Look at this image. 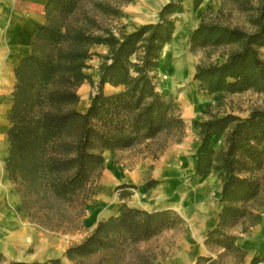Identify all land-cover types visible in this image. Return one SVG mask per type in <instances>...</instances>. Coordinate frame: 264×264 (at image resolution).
Instances as JSON below:
<instances>
[{
	"label": "trees",
	"instance_id": "trees-1",
	"mask_svg": "<svg viewBox=\"0 0 264 264\" xmlns=\"http://www.w3.org/2000/svg\"><path fill=\"white\" fill-rule=\"evenodd\" d=\"M132 1L49 0L46 24L37 31L31 54L15 69L7 179L30 220L51 231H76L73 227L86 217L96 196L108 155L115 158L133 153L157 160L186 137L180 103L159 91L156 84L162 51L176 31L174 17L186 12L183 1L170 0L160 11L158 22L133 33L116 34L101 23L99 18L122 15L119 5ZM204 1L193 0L194 10ZM87 5L83 21H74ZM254 24L256 30L247 32L202 21L191 36L192 49L235 50L221 64L197 66L195 81L200 90L209 94H264L260 53L264 49V0ZM94 46H105L107 54L92 53ZM94 56L102 59L97 85L87 73ZM86 83L96 91L82 112L78 110L79 90ZM106 86L120 90L107 94ZM199 137L196 175L219 172L228 179L222 188L218 225L205 242L210 252H223L217 258L199 257L196 264H222L228 257L241 264L246 252L230 231L248 217L252 219L250 227L257 222L258 215L249 205L258 199L263 187L258 174L264 168V109L253 111L248 118L211 116L200 123ZM215 138L223 140L220 148L212 146ZM156 184L148 183L147 189ZM120 196L126 200L132 193ZM185 223L174 210L148 211L124 202L117 215L99 222L81 243L70 246L64 257L77 264H120L132 253L133 264H154L139 245ZM251 264H264V257H255Z\"/></svg>",
	"mask_w": 264,
	"mask_h": 264
},
{
	"label": "rangeland",
	"instance_id": "rangeland-1",
	"mask_svg": "<svg viewBox=\"0 0 264 264\" xmlns=\"http://www.w3.org/2000/svg\"><path fill=\"white\" fill-rule=\"evenodd\" d=\"M167 1L169 0H164L165 3ZM181 1L183 3L188 2V0ZM156 2L157 0H134L131 3H122L119 5L122 15L99 19L102 24L113 28L116 34L127 33L135 26L134 20L139 13L138 9L141 4L144 5L145 11L150 12L152 19H155L154 14L162 6V3L156 5ZM145 3L150 5H145ZM202 5H206L207 8L197 28L202 21H206L211 24L254 32L256 30L254 22L260 14L263 0L239 2L233 0H205ZM88 8L89 5L83 7L75 16L74 21L82 22L84 12ZM192 11L195 12L193 6L190 12ZM191 36L188 45L181 50L178 56L182 57L190 71L180 80L179 84L175 88L170 86L169 76L160 68L156 73L158 89L176 97L183 109L187 125L186 138L183 142L170 146L158 161L153 162L149 159L138 163L134 167L133 162L136 160L133 153L122 154L115 158L108 155L103 175L97 184V196L90 201L91 207L86 217L80 219L79 223L73 227V230H76L73 233L51 231L32 222L26 210L22 207L20 196L8 181L7 172L5 171L4 183L0 186V264H10L12 261L25 263L47 262L57 258H61L63 264H77L64 257L66 250L74 244L81 243L97 226L100 219L111 214H118L119 208L124 202L132 208L149 210L169 208L180 214L186 222L176 229L166 230L161 235L139 245V250L149 253L154 259V264H196L199 256L208 257L212 254L217 258L218 254L223 252H210L205 242L208 233L218 225L223 208L221 202L222 188L228 176L219 172H213L203 177L196 175L197 163L195 164L194 154L196 152L197 156V150L201 145L199 137L200 123L208 120L211 116L223 117L228 114L248 118L253 111L264 109V94L255 91L236 94H209L200 90L198 82L195 81L197 66L221 64L227 60L229 53L235 50V47L194 50L191 45ZM103 51V48L98 46L91 49L92 53L101 55L108 52L104 53ZM260 53L264 59V49H261ZM101 63L102 59L98 56H94L89 62L87 73L91 75L95 85L99 82L96 79ZM95 91L96 89H93L88 83L80 88L79 94L84 97L81 100V108L84 107L87 100H90ZM117 91L111 86L105 88L107 94ZM198 100H202L206 105L199 110L192 111L194 108L192 102ZM186 143L189 144L192 151L186 150ZM222 145L223 140L219 138H215L212 142V146L216 149ZM196 158L198 159V157ZM108 171H112L116 175L119 172L130 173L132 176L138 175L137 180L130 183L136 188L121 189L120 187L125 184L121 180L108 183L106 181V172ZM258 177H260L263 184L262 191L258 199L251 203L249 207L261 219H264V168L258 174ZM195 180L208 184L210 196L203 203L194 207L192 205L188 206V201L185 199L176 198L175 186L179 185L183 189L186 184H190ZM152 181H156L157 184L154 188L148 190L147 185ZM126 191L132 193V196L122 200L120 194ZM165 197L168 198L163 200L162 198ZM175 201H178V203L185 202L187 205L177 206L174 204ZM251 223L252 219L248 217L237 228L230 231L232 236L237 237V245H240L241 238L238 235V229H244ZM200 246L203 248L199 249ZM132 255V253L128 255L120 264H133L134 256ZM91 261L87 263H91ZM234 263V259L229 257L222 261V264Z\"/></svg>",
	"mask_w": 264,
	"mask_h": 264
},
{
	"label": "crops",
	"instance_id": "crops-1",
	"mask_svg": "<svg viewBox=\"0 0 264 264\" xmlns=\"http://www.w3.org/2000/svg\"><path fill=\"white\" fill-rule=\"evenodd\" d=\"M48 2L49 0H0V186L4 183L6 171L4 168L5 160L9 155L10 148L8 142V130L11 126L13 92L16 85L15 69L18 67L23 58L31 54L35 35L38 29L46 24V8ZM169 2L170 0L167 1V3H165L164 0H157L156 5H160V3H162V6L159 7V9H157L156 13L154 14L155 19H152V15L149 14L150 12L148 13L145 11L146 9L144 8V5L141 4L140 8L138 9L139 13L136 15V19L134 20L135 26L126 34L133 33L144 25L158 22L160 11ZM183 4L186 12L174 17L176 31L172 41L165 45L159 64V68L169 76L170 86L174 88L179 84L180 80H182L185 75L190 72L186 62L182 60V57L178 56L181 53V50L185 49L188 45L190 36L197 28V25L200 23L207 8L206 5H201L195 12H190L193 6V1L188 0V2H184ZM145 5L150 4L145 3ZM99 47L103 48L104 53L108 51L105 46ZM99 78L100 75L98 72L96 80L98 81ZM83 86H85V84ZM164 93L167 92L164 91ZM83 98L84 97L81 96V100H83ZM192 103L194 106L192 111L199 110L206 105L202 100L193 101ZM89 105L90 100H87L86 104L84 103V107L81 108L80 101L78 110L84 112L89 107ZM185 147L187 151H192L188 143L185 144ZM194 155V161L196 164L198 162V159L196 158V152ZM134 158L136 161L133 162V167L138 163H142L149 159H151L153 162H156L161 157L157 160H153L152 158H144L142 155H134ZM137 178L138 175L132 176L130 173L126 174L119 172L116 175L112 173V171L106 172V181L108 183L121 180L123 183H125L123 185H130V183H133L135 180H137ZM181 188L182 187H179V185L175 186V194H177L176 198L185 199L188 201V206H198L210 196L208 184L200 180H195L190 184H186L183 189ZM167 196H169V194H167ZM167 198L168 197L162 199L164 200ZM177 203L178 201L174 202V204L177 206H180L181 204L187 205L185 202ZM143 210L155 211L149 209ZM161 210L171 209L166 208ZM115 215L117 214H111L106 218H102L98 221V223ZM246 228V232H244L243 229H238L237 231L238 235L241 237L240 245L238 246H240L246 252V258L241 264H251L252 260L257 256L264 257V219H261L259 216H257L256 224ZM200 248L203 247L200 246L199 249ZM211 256L214 257L212 254Z\"/></svg>",
	"mask_w": 264,
	"mask_h": 264
}]
</instances>
